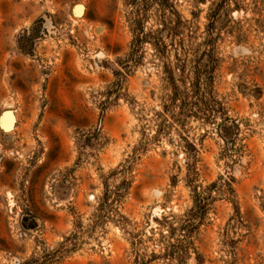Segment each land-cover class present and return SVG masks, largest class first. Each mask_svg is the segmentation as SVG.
I'll return each instance as SVG.
<instances>
[{
	"label": "rangeland",
	"instance_id": "rangeland-1",
	"mask_svg": "<svg viewBox=\"0 0 264 264\" xmlns=\"http://www.w3.org/2000/svg\"><path fill=\"white\" fill-rule=\"evenodd\" d=\"M0 264H264V0H0Z\"/></svg>",
	"mask_w": 264,
	"mask_h": 264
},
{
	"label": "bare ground",
	"instance_id": "bare-ground-1",
	"mask_svg": "<svg viewBox=\"0 0 264 264\" xmlns=\"http://www.w3.org/2000/svg\"><path fill=\"white\" fill-rule=\"evenodd\" d=\"M13 116V115H12ZM11 122V121H10ZM9 124V123H8Z\"/></svg>",
	"mask_w": 264,
	"mask_h": 264
}]
</instances>
